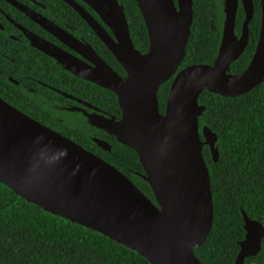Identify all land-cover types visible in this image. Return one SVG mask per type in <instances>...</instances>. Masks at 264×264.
I'll use <instances>...</instances> for the list:
<instances>
[{
  "label": "water",
  "instance_id": "water-1",
  "mask_svg": "<svg viewBox=\"0 0 264 264\" xmlns=\"http://www.w3.org/2000/svg\"><path fill=\"white\" fill-rule=\"evenodd\" d=\"M114 38L83 9L85 18L127 73L120 77L90 47L91 64L70 56L36 36L33 47L54 58L72 75L115 94L120 119L88 115V124L133 150L144 169L155 205L116 167L70 139L32 120L0 98V183L54 216L97 232L138 253L150 264H201L195 249L214 222L210 172L203 155L220 159L218 135L200 118L204 91L226 98L247 94L264 82V0L255 53L240 74L231 67L245 52L252 0L243 34L235 35L238 0H224V29L212 64L192 65L173 79L164 112L158 91L182 64L192 36V0H136L149 35L146 54L131 38L129 21L118 0H82ZM97 144L110 150L106 142ZM245 238L235 264L262 251L264 226L243 212Z\"/></svg>",
  "mask_w": 264,
  "mask_h": 264
},
{
  "label": "trees",
  "instance_id": "trees-1",
  "mask_svg": "<svg viewBox=\"0 0 264 264\" xmlns=\"http://www.w3.org/2000/svg\"><path fill=\"white\" fill-rule=\"evenodd\" d=\"M124 7L131 37L138 49L146 51L148 30L136 0H119ZM194 22L181 68L212 64L219 46L220 17L216 0H193ZM261 26L259 0L251 23L250 44L232 65V74L242 73L255 51ZM216 34H218L216 36ZM172 79L158 91L159 106L166 108ZM106 101L118 107L115 94ZM199 103L207 107L200 118L219 138L220 159L212 160L208 147L203 155L210 172L214 222L205 243L195 249L201 264H235L239 243L245 238L243 212L264 226V82L251 92L226 98L204 91ZM120 145V144H119ZM121 146V145H120ZM123 147V146H122ZM131 165L141 169L136 153L125 148ZM139 185V184H138ZM141 191L152 193L147 183ZM0 264H150L138 253L92 230L71 223L28 203L0 183ZM245 264H264L261 253Z\"/></svg>",
  "mask_w": 264,
  "mask_h": 264
},
{
  "label": "flooded vegetation",
  "instance_id": "flooded-vegetation-1",
  "mask_svg": "<svg viewBox=\"0 0 264 264\" xmlns=\"http://www.w3.org/2000/svg\"><path fill=\"white\" fill-rule=\"evenodd\" d=\"M69 1L83 9L114 38L111 30L97 13L82 0H0V98L32 120L70 139L116 167L141 191L140 183H146L142 179L144 169L141 167L137 170L138 165H130L127 162L124 155L127 154L125 148L128 147L119 143L115 137L92 127L87 121V116L93 114L120 119L122 113L117 97L118 107L116 108L106 101L104 91L93 89L90 82L66 71L54 58L33 47L29 38V36H36L70 56L92 65L87 55L90 53V47L114 72L126 78L127 73L123 66L98 37L89 22ZM223 1L216 0L220 28L212 24L215 32L218 29L220 31L217 55L224 29ZM252 1L254 15L248 26V46L251 38V23L255 16V3L258 0ZM259 3L261 8L260 0ZM246 17L244 3L238 0L235 23L237 37L243 34ZM134 46L142 54H146L149 42L146 51L138 49L135 43ZM181 65L171 78L172 81L184 69ZM160 111L164 112L165 109ZM96 141L106 142L110 150L100 147ZM145 195L157 205L153 193H150V196Z\"/></svg>",
  "mask_w": 264,
  "mask_h": 264
}]
</instances>
